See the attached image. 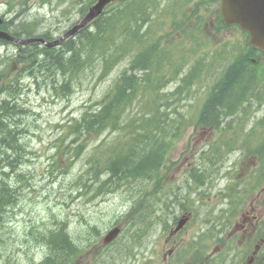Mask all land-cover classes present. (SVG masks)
<instances>
[{"label": "trees", "instance_id": "obj_1", "mask_svg": "<svg viewBox=\"0 0 264 264\" xmlns=\"http://www.w3.org/2000/svg\"><path fill=\"white\" fill-rule=\"evenodd\" d=\"M155 1L120 0L90 27L81 30L75 38H70L59 47L46 48L38 43L31 44L34 52L28 57L31 60L30 75L35 83L40 79L42 83L48 84L54 96L61 98L70 97L86 80L94 79L91 83L96 87L115 66L128 61L119 79L96 101L94 109L84 110L74 120L71 129L77 137L57 139L55 142L57 152L49 165L52 175L55 170L59 173L66 171L71 164L68 160L72 155H79L81 147L74 149L71 146L76 141H82L78 137L80 134H94V139L105 132L116 135V142L119 144L115 143L114 148L109 147L108 157L106 155L103 163L108 173L101 172L102 159L99 157L96 164L92 161L89 169L80 175L77 190L86 187L93 189L94 181L115 186L123 184L129 189L138 187L137 183L147 181V188L152 187L153 191L160 185L159 176L162 167L167 165L168 152L174 140L186 127V122L182 121L186 119V115L179 113L178 117H170L168 113L160 112V105H163V101L168 104L175 103L176 100L179 104L186 98L191 85L197 80V75L191 70L203 68L193 65L190 72L183 73L187 65L185 59L176 57L174 51L163 47L170 46L173 34L178 28H184L188 17L185 15L177 18L176 13L169 11L174 14L172 21L165 24V33L155 35L152 24L156 12ZM48 32L42 35L50 39ZM166 39L169 40L168 43L165 42ZM256 63L242 57L228 66L226 74L213 84L204 101L198 115L203 124L220 127L223 119L240 111L245 102L254 99L257 103L263 101L261 94L254 92L244 82L241 83L238 78L239 72H256L260 67L259 62ZM172 80L177 81L174 91L160 92ZM17 85L16 81L5 84L0 89V93H6L0 98V260L3 259L1 253L8 246L3 227L10 216H13L17 204L16 184L20 186L27 179L26 171L19 168L29 160L26 143L22 140L24 128L19 123L21 129L17 130L18 126H14L12 121L14 118L21 119L26 111L18 101L20 94ZM252 149L254 148H250V151ZM253 151L260 152V149ZM219 153L217 151L214 159L217 160ZM6 165L14 171L15 181L9 180L10 172L3 170ZM103 173L107 177L104 178ZM76 183L77 180H74V186ZM105 189L104 187L99 191ZM17 194L21 195V192ZM29 229L36 243L44 240L53 250L64 247V240L68 255H77L82 250L81 246L70 242L66 228L60 223L53 229L31 223ZM93 234L94 237L101 235L97 224L88 226L81 236L85 237V241ZM66 257L69 260V256ZM2 264H16V259L9 256Z\"/></svg>", "mask_w": 264, "mask_h": 264}, {"label": "rangeland", "instance_id": "obj_2", "mask_svg": "<svg viewBox=\"0 0 264 264\" xmlns=\"http://www.w3.org/2000/svg\"><path fill=\"white\" fill-rule=\"evenodd\" d=\"M18 1L19 0H16L15 2ZM43 1L44 0H27L21 14L22 18L28 19L32 24L28 25L27 28H22V26H20L18 30L19 33H22V31H29L32 26L34 30L32 34H43L49 31L52 38H57L66 28L79 20L81 16L80 9L84 3L89 0H46V3H43ZM196 1L197 0H193L190 4H194ZM1 2L2 8H7L5 5L7 1L1 0ZM12 8H14L12 12H15L18 6ZM13 14L14 13H12V15ZM208 28L209 26L207 25V29ZM20 29L22 31H20ZM160 31H162L161 28ZM229 32L232 35H234L235 32L239 33L235 29ZM242 38L244 40V36H241L240 39ZM14 52V44L0 47V74L3 75L5 72L8 74L12 70L9 66L10 59L6 58V56ZM14 63L15 67L13 69L20 68V66H22V68L25 67L24 63ZM126 65H128V61H122L115 66L96 87L91 83L94 79L86 80L83 86L77 87L74 94L68 99L54 96L52 91L49 90L48 84L43 83L37 86V84H34V82L29 79L23 80L25 86L24 89L22 88V94L18 99L23 108L27 109V112H25L26 114L23 119L14 121V126H18L20 122H23L24 132L29 131L27 134L23 135L22 140H24V142L26 141L29 146L28 158L30 163L27 162L23 168L27 173V179L20 184L19 191L22 195L19 196L18 206L16 207V212L18 213L10 217V221L7 222L3 228L8 246L6 250L1 253L3 254V259L0 260V264H2L3 260L9 258V256H17L21 263L24 262L23 252L21 251L20 254L17 255L16 249L19 248V243L23 241L25 231L28 230L25 223L30 222L31 218H44L47 220L52 214H55L61 218L69 219L71 231L78 233L83 229L78 219L89 218L93 220L94 216V224H97L99 230L103 232L111 227L114 218L126 213L128 208V203L125 201L128 197L127 192H110L108 195L99 196L102 197V199H94V196H91L90 192H85L74 199L71 196V188L76 187L72 181L75 180L77 175L86 171L89 154L92 155L95 149L86 148L82 155L77 157L73 163L69 165L68 171L62 172L63 174L57 177L50 173L51 169L49 167L52 160L51 157L55 154L52 141L57 138H67L71 136L67 133L68 124L73 121V118L79 117L80 113L88 105L94 108L96 100L116 83L122 71L127 67ZM213 78L214 77L211 76L209 82L211 79L213 80ZM240 82H244V79L240 80ZM169 87L172 88L174 85L170 83ZM252 90L254 92L259 91L264 98V87L259 86L255 89L253 87ZM194 96L195 95H193V97ZM202 101L203 93L194 97V100L188 101V107H196L197 103L200 104ZM185 108L187 109V103L185 104ZM262 116H264V99L261 103H253L251 115L247 123L250 125ZM223 122L222 125L228 127L229 124L226 123V121ZM232 124H234V122ZM11 128H13V126H11ZM249 128L250 126L245 128L246 132ZM18 129L21 128L18 126L17 130ZM261 130L262 128L259 127L258 131ZM239 131L240 129H238V132ZM230 132L233 133V131L230 130L227 131L225 135H230ZM7 135L9 136V134ZM250 137H254L252 139L253 144H258L264 140L262 135H250ZM241 138L243 139L245 136L242 135ZM192 141L193 139H191V137H186L175 145L172 160H175L177 164H172V167L165 174L174 184H185L186 167L192 162L198 161L196 160V153L199 148L204 146V143H202L204 140H196L195 145H197V148L195 149L192 148ZM86 144L89 148H94V146L98 144V140H93ZM243 149V147L239 148L236 146L228 151L223 159L217 160L218 170L216 171L217 168L214 167V171L212 172V176L216 173L214 177H217V186L211 190L209 196L203 197L199 195V193L193 194L196 199L195 204L197 205V212L202 215V218H200L202 219V226L200 224L201 222H197L195 226L189 227V230L186 231L188 232L186 236L194 235L198 233V231L200 234L203 232L209 233L210 229L212 230L215 225H219L217 221L221 218L220 213H224V208H227L230 203L226 195L218 196L216 192L228 186L230 177L235 178L238 184L240 183L243 187V175L246 172L249 173L255 167V161L257 159L253 156H247L244 152L245 149ZM180 151L184 152V156L177 158ZM101 152L103 155H107L108 149L103 146ZM97 160L98 159H96V162ZM19 191H17V193ZM228 191L229 188L224 192ZM17 193L16 196H18ZM262 207L264 209V206ZM20 210L21 212H19ZM177 215L178 209L177 207H173V210L165 215L166 222L175 226L174 218H176ZM210 221L212 224H210ZM215 222L217 223L214 225ZM159 226L160 225L154 226L150 230V234L143 238L141 244L135 245L137 252L133 256L127 254L126 251L123 250L125 240L130 239L128 235L133 231L134 224L132 222L129 227L125 228L122 237L116 240L112 245L105 247L101 255L99 252H96V250H100L99 245L102 243V238L97 242L98 247L94 246V250L87 249L84 255L79 256L74 263L92 264L94 255V258L98 259V261H94V263H101L100 260H102L104 264H137L138 262L141 264H156L158 256L163 248L161 244L162 228ZM181 236H184L183 232ZM127 242L129 243V241ZM127 245L129 246L130 244ZM44 253L45 249L39 250L36 256L41 257Z\"/></svg>", "mask_w": 264, "mask_h": 264}, {"label": "flooded vegetation", "instance_id": "obj_3", "mask_svg": "<svg viewBox=\"0 0 264 264\" xmlns=\"http://www.w3.org/2000/svg\"><path fill=\"white\" fill-rule=\"evenodd\" d=\"M4 18L6 22L11 21L5 14ZM263 205L264 193H259L257 205L252 209L255 213L245 214L241 221L234 219L231 227L222 231V234L226 237L221 239L216 246L209 247L208 244L205 247L207 249L199 255L198 260H196L197 253L194 256L192 252H187L188 250L184 249L188 240L186 238L188 232H185L184 236L179 238H177L176 233H171L174 239L168 248V252L163 254L164 262L162 264H264V225L260 222L264 219ZM179 232H182V229L177 233ZM208 242L212 241L208 240ZM233 244L238 245L234 247ZM232 248L242 251L243 255L236 256V258L227 255L226 250ZM207 253L215 255H206ZM230 261H233V263H230Z\"/></svg>", "mask_w": 264, "mask_h": 264}, {"label": "water", "instance_id": "obj_4", "mask_svg": "<svg viewBox=\"0 0 264 264\" xmlns=\"http://www.w3.org/2000/svg\"><path fill=\"white\" fill-rule=\"evenodd\" d=\"M115 1L117 0H96L80 22L71 27L61 39L55 42L75 34L79 29L101 15L106 6ZM222 10L227 22H239L244 29L250 32L251 43L264 49V0H223ZM0 36L8 40L21 42V40L11 37L8 33L1 32ZM33 40L41 41L42 38ZM118 231V228L110 231L105 237V241L112 240Z\"/></svg>", "mask_w": 264, "mask_h": 264}, {"label": "bare ground", "instance_id": "obj_5", "mask_svg": "<svg viewBox=\"0 0 264 264\" xmlns=\"http://www.w3.org/2000/svg\"><path fill=\"white\" fill-rule=\"evenodd\" d=\"M215 102V101H214ZM218 107V106H217ZM219 120V119H218Z\"/></svg>", "mask_w": 264, "mask_h": 264}]
</instances>
